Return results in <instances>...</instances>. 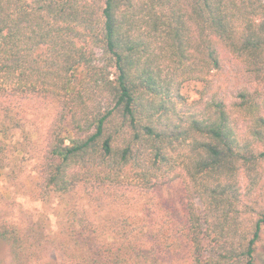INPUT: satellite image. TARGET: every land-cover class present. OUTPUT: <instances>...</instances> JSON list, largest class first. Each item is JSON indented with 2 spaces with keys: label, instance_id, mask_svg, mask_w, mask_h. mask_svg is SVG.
I'll return each mask as SVG.
<instances>
[{
  "label": "trees",
  "instance_id": "obj_1",
  "mask_svg": "<svg viewBox=\"0 0 264 264\" xmlns=\"http://www.w3.org/2000/svg\"><path fill=\"white\" fill-rule=\"evenodd\" d=\"M220 48L261 90L187 103ZM263 92L264 0H0V168L32 156L61 228L0 223V264H164L183 246L189 264H264ZM178 178L167 231L154 195Z\"/></svg>",
  "mask_w": 264,
  "mask_h": 264
},
{
  "label": "rangeland",
  "instance_id": "obj_2",
  "mask_svg": "<svg viewBox=\"0 0 264 264\" xmlns=\"http://www.w3.org/2000/svg\"><path fill=\"white\" fill-rule=\"evenodd\" d=\"M220 56V70L212 71L204 82H190L184 85L182 94L187 103L195 101L203 103L217 97L229 107L235 101L236 94L240 90H261V87L248 76L240 60L222 48H220ZM31 107L30 104L27 109L31 111ZM29 118L34 119L31 115ZM3 167L0 168V223L14 222L23 226L28 223H35L44 216V218H48L45 224L47 230L52 231V233L60 230L59 221H57L55 214L57 210H54L55 204L47 208L36 201L31 194L30 187L32 179L35 178L36 167L33 157L27 154H19L11 162H3ZM183 187V179L178 178L160 187L156 192L157 195H154L161 199L160 203L155 205L159 211L158 217L165 222L164 230H170L172 224H175L173 229L180 230L176 213L182 214ZM76 205L79 208V205ZM172 206H175L176 209L172 210ZM76 218L82 221L83 225L80 228H84L85 231L96 229L92 223L95 222V219H92L90 214L81 215L79 212ZM258 251L264 253V234L258 244ZM6 254L7 247L0 242V258H4ZM59 259L58 253H49L43 257L44 262L48 261L51 264L58 262ZM161 260L164 264H189L185 246L171 249L169 253L162 255Z\"/></svg>",
  "mask_w": 264,
  "mask_h": 264
}]
</instances>
